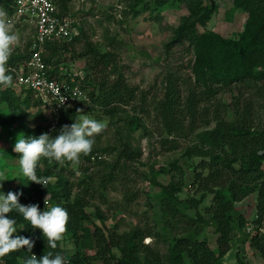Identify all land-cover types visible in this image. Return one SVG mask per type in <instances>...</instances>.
<instances>
[{"label":"trees","instance_id":"16d2710c","mask_svg":"<svg viewBox=\"0 0 264 264\" xmlns=\"http://www.w3.org/2000/svg\"><path fill=\"white\" fill-rule=\"evenodd\" d=\"M16 0H0V10L10 18L15 11ZM73 0H55L60 14L72 17L70 11ZM130 8L139 13L140 9L151 7L163 8L187 5L190 13L184 15L173 29V36L166 44L169 53L173 45L187 41L193 50L192 64L193 84L185 91L173 78H170L164 97L157 102L155 109L162 118L166 131L177 137H189L190 143L172 165L180 172L181 178L168 184H161V212L164 226L172 230L167 237L163 232L159 236L167 243L165 252L153 244L144 242L142 228H133L119 232L107 230L103 225L92 221L87 210L90 199L96 197L98 189H104L109 182L119 179V174L126 164L141 158L142 151L134 144V132L140 131L142 118L138 113L128 111L132 106L135 111L147 112L139 100V88L129 82L119 65V40L113 38L106 48L96 45L83 29L73 39L51 40L46 43L45 61L50 65L52 78H70L73 74L66 72L67 58H87L84 67L85 76L76 75L81 87L88 93L87 100L92 110H102L111 118L110 125L116 127L112 144L103 146L101 138L95 137V144L88 155H81L79 171L84 174L77 181H70L65 173L70 162L58 163L41 158L36 174L48 178L47 188L30 182L26 177L14 178L9 182V191L22 192L19 203L27 205L36 198L35 204L41 206L40 199L45 192L52 194V205H59L69 213V222L65 235H71L76 241V251L69 256L68 264H84L96 261L100 264H225L224 258L233 248L236 230L246 227L249 219L245 210H239L240 202L252 200L257 209V232L251 236V245L264 257V0H235V8L248 13L244 30L238 38L226 37L208 24L218 10L216 0H155L152 6L148 0H125ZM72 14V15H71ZM32 39L25 50L12 52L7 67H19L31 56ZM81 41L82 50L77 51L75 44ZM13 83L7 89L0 88V103L6 102L13 108L12 114L3 121L8 124L18 123L12 127L16 139L18 135L39 137L48 133L55 138L63 125L74 122L76 104L65 110L53 130L51 126L54 114L50 107L45 116L46 124L29 127L26 111L18 98L12 97L16 90V72L10 69ZM21 88V87H19ZM26 90L30 95L32 89ZM230 93L232 101L228 103L218 98L220 94ZM36 96V95H35ZM38 98V97H37ZM216 99L217 106L225 105L235 118L230 119L218 114L213 127L198 131L199 119L210 115L209 103ZM16 102V103H15ZM36 103L44 102L38 98ZM26 107L28 101L25 100ZM123 114V116H121ZM125 115V116H124ZM123 121L125 122L123 124ZM211 121L207 119L206 125ZM11 129V128H10ZM16 139L13 140L15 144ZM169 142V138L165 140ZM103 153L114 156L113 159L102 158ZM194 157H200L194 163ZM94 163L95 168L87 163ZM167 171L165 167H161ZM75 174V173H74ZM191 183L195 193L184 198L180 196L186 184ZM75 187L78 190L74 193ZM4 188L0 187V191ZM127 199L132 201L134 195L126 190ZM209 203L201 208V204ZM249 200V201H250ZM255 203V204H254ZM195 211V215L189 213ZM251 213V212H250ZM101 214V213H100ZM99 214V215H100ZM16 220V235L34 241L32 253L26 249L12 252L0 258V264H24L32 254L38 258L52 252L60 253V247L53 250L47 246L42 232L33 229L29 221L23 219L17 211L8 214ZM102 217V214H101ZM206 226H213L217 234V250L201 234ZM21 228L23 230H21ZM61 243V242H59ZM94 248L93 255L82 256L83 249ZM90 259V260H88ZM88 263V262H87ZM238 264H248L239 259Z\"/></svg>","mask_w":264,"mask_h":264},{"label":"rangeland","instance_id":"374dc122","mask_svg":"<svg viewBox=\"0 0 264 264\" xmlns=\"http://www.w3.org/2000/svg\"><path fill=\"white\" fill-rule=\"evenodd\" d=\"M218 10L208 24V28L220 32L226 37L238 38L244 30L248 13L235 8V0H216ZM155 4V0H148ZM156 6V5H154ZM150 10L140 9L135 13L125 0H73L70 11L73 13L74 30L83 29V36H87L96 45L106 48L113 38L119 40V65L125 74L127 80L139 88V100L135 103L148 110L135 111L132 106H128V111L138 113L143 119L140 131L134 132V144L139 146L142 151L141 158L134 163L126 164V167L119 174V179L109 182L104 189H98L97 195L90 199V205L87 210L92 215V221L103 225L107 230H117L123 232L133 228H142L144 232V242L158 246L162 252L166 251L167 243L159 236V231L170 237L173 232L164 226V219L161 212V185L154 183V179L161 184H168L173 180L181 178L180 172L172 163L181 157L182 153L190 143L189 137H177L175 134H169L164 126V122L158 114L155 106L160 101L166 91L170 78L181 86L183 94L186 89L193 84L192 64L194 53L189 43L183 41L173 45L170 52H167L166 44L173 36V29L180 22V19L190 13L187 5L181 7H171L165 5L163 8L151 7ZM8 18V17H7ZM13 31L19 37V43L14 46V50H25L31 38H33V29L21 22H15ZM77 51L82 50L83 43L78 41L75 44ZM73 51L69 52L63 58L66 72L74 75L85 76L84 67L87 64V58L70 59ZM12 97L18 98L22 107L26 111V119L29 127L46 124L45 116L49 110L46 105L36 103L37 97L30 95L23 88L15 85ZM218 98L228 103L232 101V95L228 93L220 94ZM25 100L28 101L26 107ZM16 103V102H15ZM79 109L90 118L102 121L106 124L105 130L97 135L100 137L103 146L112 144L115 140L116 127L110 125L111 118L106 116L102 110H92L87 100L80 103ZM210 115L199 119L198 131H203L215 126L216 114H222L224 117L234 119L235 115L228 110L225 105L217 106L216 99L208 104ZM90 106V107H89ZM13 112V108L6 102L0 103V179L5 181L2 184L0 195L5 194L9 188V182L12 179L22 177L19 166V156L13 151L16 134L13 129L18 123L8 124L3 118H8ZM123 116V114L121 115ZM125 116V115H124ZM261 116L264 113L261 111ZM209 119L211 123L206 125ZM125 122L123 121V124ZM13 127V129H12ZM11 128V129H10ZM55 127L51 126V129ZM169 138V142L165 140ZM113 159L107 153H103L102 158ZM81 158V157H80ZM194 163L201 160L200 157H194ZM95 168L94 163H87ZM67 168H74V173L66 169L65 173L70 176V181H77L83 178L84 174L79 171V164L67 165ZM165 167L167 171H163ZM78 190L75 187L74 193ZM126 190L134 195L132 201L127 199ZM196 188L188 183L179 193L181 197H188L195 193ZM257 195H252V199L240 202L239 210H245L248 215V223L242 230H236L233 237V248L224 258L225 264H238L239 259L248 264H264V257L260 251L251 245V236L257 232V209L253 206L252 200H256ZM206 199L201 208L209 203ZM255 204V203H254ZM251 212V213H250ZM102 217H101V214ZM195 215V211H189ZM100 214V215H99ZM264 230V229H263ZM202 238L209 241L211 247L217 250V234L213 226H206L201 234ZM60 253L68 260L76 251V241L71 235H65L61 241ZM95 253L94 248L83 249L82 256H90ZM90 260V259H88ZM88 262V263H87ZM84 264H91L87 261ZM191 264L190 261L187 262ZM92 264H100L93 261Z\"/></svg>","mask_w":264,"mask_h":264},{"label":"clouds","instance_id":"9594fccd","mask_svg":"<svg viewBox=\"0 0 264 264\" xmlns=\"http://www.w3.org/2000/svg\"><path fill=\"white\" fill-rule=\"evenodd\" d=\"M18 43L19 37L13 31V25L7 18V13L0 10V88L7 89L13 83V76L7 65L14 46ZM65 99H62L61 104ZM105 128L104 122L90 118L83 109H77L74 122L63 125L55 138L50 137L48 133H43L39 137H26L19 134L13 151L19 156L18 163L22 175L30 182L47 188L48 178L38 177L36 174L41 158L58 163L79 164L81 155H88L91 152L95 137ZM2 175L3 173H0V176ZM2 181L5 180L0 179V182ZM21 195H23L22 192L12 191L6 195H0V258L21 249L32 253L34 247L32 239L20 235L14 237L13 234L17 233V222L8 217L13 210L22 215L24 220L29 221L33 229H39L42 232L49 248L55 250L58 246L62 247L59 242L63 240L67 231L70 219L68 211L59 205L48 207L44 211H41L37 204L22 205L19 203ZM50 199L48 192L45 197V208ZM24 264H68V260L59 252L55 255L49 252L39 258L32 254L24 260Z\"/></svg>","mask_w":264,"mask_h":264},{"label":"built area","instance_id":"2783aa9c","mask_svg":"<svg viewBox=\"0 0 264 264\" xmlns=\"http://www.w3.org/2000/svg\"><path fill=\"white\" fill-rule=\"evenodd\" d=\"M11 23L21 22L33 29L31 56L19 67H8L16 72L18 87L32 89L36 97L49 106L55 118L52 127L58 123L62 113L68 108L88 100V93L84 90L76 75L62 79L52 78L49 74L50 65L44 58L46 43L51 40L73 39L80 32L72 28L73 17H64L55 0H16L15 11L10 18ZM83 77V76H81ZM66 98L64 103L62 99ZM45 192L40 199V210H47L52 205L51 199L45 208ZM36 198L29 200L27 205L35 204ZM39 230V229H38Z\"/></svg>","mask_w":264,"mask_h":264}]
</instances>
